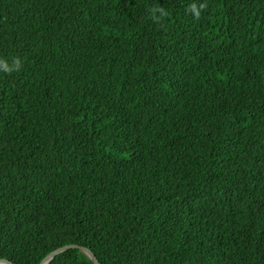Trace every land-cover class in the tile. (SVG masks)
I'll return each mask as SVG.
<instances>
[{
    "label": "trees",
    "instance_id": "1",
    "mask_svg": "<svg viewBox=\"0 0 264 264\" xmlns=\"http://www.w3.org/2000/svg\"><path fill=\"white\" fill-rule=\"evenodd\" d=\"M0 58V260L264 264V0H0Z\"/></svg>",
    "mask_w": 264,
    "mask_h": 264
},
{
    "label": "water",
    "instance_id": "2",
    "mask_svg": "<svg viewBox=\"0 0 264 264\" xmlns=\"http://www.w3.org/2000/svg\"><path fill=\"white\" fill-rule=\"evenodd\" d=\"M72 248H78V247L76 245H65L59 247L56 250L50 252L45 258H43L40 264H48L56 254ZM80 250L88 256V258L92 261L93 264H99L95 256L89 249L81 247ZM0 264H11V263L8 260H0Z\"/></svg>",
    "mask_w": 264,
    "mask_h": 264
},
{
    "label": "clouds",
    "instance_id": "3",
    "mask_svg": "<svg viewBox=\"0 0 264 264\" xmlns=\"http://www.w3.org/2000/svg\"><path fill=\"white\" fill-rule=\"evenodd\" d=\"M204 5H201V7H203ZM192 7L194 9H196V13L197 15H199V9L196 8V5L193 4ZM20 64H21V61L19 58H17L14 62V64L12 65H9L8 61L4 58H0V70H3V71H12L13 68H16L18 69L20 67Z\"/></svg>",
    "mask_w": 264,
    "mask_h": 264
}]
</instances>
